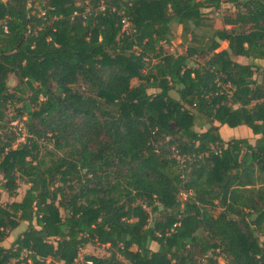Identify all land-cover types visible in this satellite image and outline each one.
<instances>
[{
	"label": "trees",
	"instance_id": "trees-1",
	"mask_svg": "<svg viewBox=\"0 0 264 264\" xmlns=\"http://www.w3.org/2000/svg\"><path fill=\"white\" fill-rule=\"evenodd\" d=\"M263 63L264 0L0 1V264H264Z\"/></svg>",
	"mask_w": 264,
	"mask_h": 264
},
{
	"label": "rangeland",
	"instance_id": "rangeland-1",
	"mask_svg": "<svg viewBox=\"0 0 264 264\" xmlns=\"http://www.w3.org/2000/svg\"><path fill=\"white\" fill-rule=\"evenodd\" d=\"M1 2H7V0H0ZM216 24L219 26L220 24L222 25V19H221V15H214L213 19H212V23L213 25ZM227 46V44L224 42L221 44L220 49H225ZM186 44L185 43H179V38L173 37V40L170 42V44H164L163 48L166 52L168 53H175V54H184L186 51ZM194 60H196V58H193L192 61L190 62V65H194ZM240 61H242L241 59H239ZM198 61L201 62V60L199 59ZM264 64V63H263ZM260 78V77H259ZM8 86L10 88L14 87L17 84V80L14 76H10L8 79ZM26 101H28V97L25 98ZM7 118L10 119L15 115V111L13 110H9L7 113ZM25 120L26 117H23L20 121H14L11 123L12 129H8V134L10 136H15L16 137V141L14 142V147H16V145L20 144V143H24L25 142V137L27 135V131L25 129ZM52 151V146L51 145H46L43 146L41 148L40 151V158H44L45 161L48 160V152ZM46 155V156H45ZM0 182H2V177L0 175ZM27 185L23 184V183H19V188L17 190V195L14 198H9L7 196L6 191L4 190H0V204L4 205L6 203H10L12 201H19L22 196L25 193V190L27 189ZM185 194H180L179 199L182 201L185 199ZM26 228L25 224H21L20 227H18L16 230H14L11 234L12 238H15L18 234H20L22 231H24V229ZM153 249H156V245H152ZM109 251H108V247L107 246H98V245H87L84 249L80 250L79 253V261L82 260L84 255H94V256H98V257H107L109 256ZM119 259L124 263V264H128L125 260H123L121 257H119ZM61 264V263H58Z\"/></svg>",
	"mask_w": 264,
	"mask_h": 264
},
{
	"label": "crops",
	"instance_id": "crops-1",
	"mask_svg": "<svg viewBox=\"0 0 264 264\" xmlns=\"http://www.w3.org/2000/svg\"><path fill=\"white\" fill-rule=\"evenodd\" d=\"M223 26L220 24L219 26L216 24L213 25V29H221ZM175 32L173 33V37H178L179 38V43H185L186 46H189L191 44H195L198 45L200 43V41H207L208 36H209V29H204L202 31H198L195 32V34L198 35V37L196 38V40L198 41H193L192 37H191V33H187L183 30V27L181 25H176L175 26ZM242 60V59H241ZM244 61V60H242Z\"/></svg>",
	"mask_w": 264,
	"mask_h": 264
},
{
	"label": "built area",
	"instance_id": "built-area-1",
	"mask_svg": "<svg viewBox=\"0 0 264 264\" xmlns=\"http://www.w3.org/2000/svg\"><path fill=\"white\" fill-rule=\"evenodd\" d=\"M99 10H100V11H103V10H104V7H103V5H102V2H101V4H100V6H99ZM122 24H123V26H122V31L128 33V32H129V29H130V25H129V23H128L126 20H122Z\"/></svg>",
	"mask_w": 264,
	"mask_h": 264
}]
</instances>
